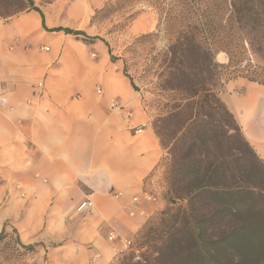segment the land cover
<instances>
[{
	"label": "crops",
	"instance_id": "0c3cea01",
	"mask_svg": "<svg viewBox=\"0 0 264 264\" xmlns=\"http://www.w3.org/2000/svg\"><path fill=\"white\" fill-rule=\"evenodd\" d=\"M107 1L35 0L44 20L34 9L0 16V234L33 246L31 264H113L119 253L109 234L135 239L169 206L168 149L140 91L103 41L51 31L96 36L90 23ZM156 25L140 17L128 36ZM216 57L229 61L225 52ZM219 96L244 128L258 112L264 124L263 87L225 81ZM261 132L251 136L264 161ZM85 200L92 210L78 209Z\"/></svg>",
	"mask_w": 264,
	"mask_h": 264
},
{
	"label": "trees",
	"instance_id": "16d2710c",
	"mask_svg": "<svg viewBox=\"0 0 264 264\" xmlns=\"http://www.w3.org/2000/svg\"><path fill=\"white\" fill-rule=\"evenodd\" d=\"M34 1L21 0L20 8L7 15L0 10V16L34 9L44 20ZM232 7L233 19L249 35L250 57L247 73L232 78L264 84V66L252 60L254 56L264 58V0H233ZM51 31H64L85 42L99 39L108 47L111 60H117L110 44L100 36L66 27ZM221 31L222 25L201 21L177 40L168 84L191 102L186 106L189 114L183 130L169 148L167 199L179 206L162 212L158 222L150 219L134 239L133 250L116 259L118 264H264V163L259 185L251 180L253 172L238 166L240 148L249 144L217 88L222 64L216 55L225 52L229 63L233 62L232 50L222 45L228 40ZM201 35L209 41L204 43ZM124 74L138 90L125 70ZM180 107L173 106L169 116H177ZM183 201L185 205L179 204ZM16 241L21 248L33 251V246Z\"/></svg>",
	"mask_w": 264,
	"mask_h": 264
},
{
	"label": "rangeland",
	"instance_id": "374dc122",
	"mask_svg": "<svg viewBox=\"0 0 264 264\" xmlns=\"http://www.w3.org/2000/svg\"><path fill=\"white\" fill-rule=\"evenodd\" d=\"M37 1L40 4H47L55 0ZM232 3L233 0H108L96 10L90 23L95 27L96 36L104 38L110 44L117 58L115 63L120 64L131 76L142 95V101L151 116V126L160 137L163 146L168 149V154L162 163L166 180L170 160L169 148L173 138L176 135L179 136L183 130L181 126L184 125L189 114L186 106L191 103L187 95L181 91L172 90L168 84V74L174 60V53L178 49L177 40L190 34L193 27L201 24V21L207 22L209 26L222 25L221 35L228 40L222 45L232 50L233 62L230 64L228 61L222 64L216 57V61L222 64L217 86L219 91L222 90L225 81L240 79L241 77L236 79L232 77L241 72L247 73L246 68H249L250 57L247 53L249 35L233 19ZM22 5L21 0H0V10L6 15L13 13ZM140 17L153 18L157 24L155 29L149 33L129 37L130 26ZM202 41L207 43L209 40L202 37ZM252 60L254 64L264 66L263 57L254 56ZM253 83L264 88V84ZM231 93L239 95L240 90L233 89ZM176 104L181 107L177 111V116L172 118L169 113ZM254 116H256L255 120L250 118L246 121L247 128H244L235 117L249 144V147L244 145L240 148L241 160L238 166L242 171L253 172L255 175L251 180L256 182L255 185H259L260 178L263 176L261 169L264 161L257 153L256 147L262 144H258L260 141L253 139L251 133L262 131L261 133L264 134V124L259 112ZM261 126H263L262 129ZM179 204L186 203L183 201ZM178 206L169 203L166 209L156 214L150 221L158 222L162 212L175 210ZM33 255V251L18 245L15 236L0 237V264H31ZM122 255L120 254L118 258ZM113 264L118 263L115 261Z\"/></svg>",
	"mask_w": 264,
	"mask_h": 264
},
{
	"label": "built area",
	"instance_id": "2783aa9c",
	"mask_svg": "<svg viewBox=\"0 0 264 264\" xmlns=\"http://www.w3.org/2000/svg\"><path fill=\"white\" fill-rule=\"evenodd\" d=\"M45 49L48 50V47H45ZM39 86L42 87L43 83L40 82ZM98 91L101 92L100 89ZM140 131H142V129H138L136 132H140ZM114 195L117 197V196L120 195V193H116ZM145 197L147 199H150V200L154 199L151 195H148V194H145ZM139 200L140 199H139L138 196L133 198V203H134L135 206H138ZM93 207H94V204H93L92 201L85 200L79 205L78 209L79 210L90 211V210L93 209ZM131 215H134V211L131 212ZM108 239L110 241L115 242L117 244V246H116L117 248L116 249L118 250L119 255L133 250V248L135 246V240L134 239H130V238H126V237H123V236H119L115 232H111L109 234V236H108Z\"/></svg>",
	"mask_w": 264,
	"mask_h": 264
}]
</instances>
